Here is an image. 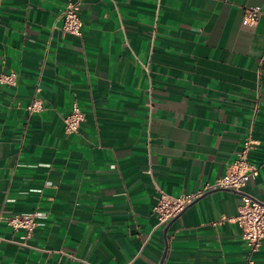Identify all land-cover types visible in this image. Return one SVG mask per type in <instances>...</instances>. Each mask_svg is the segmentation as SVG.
I'll use <instances>...</instances> for the list:
<instances>
[{
    "label": "crops",
    "instance_id": "crops-1",
    "mask_svg": "<svg viewBox=\"0 0 264 264\" xmlns=\"http://www.w3.org/2000/svg\"><path fill=\"white\" fill-rule=\"evenodd\" d=\"M69 1H0V76L18 80L0 84V264H264L240 194L205 189L251 136L244 190L264 203V0H81V36ZM162 191L203 194L159 225ZM34 211L28 239L3 220Z\"/></svg>",
    "mask_w": 264,
    "mask_h": 264
},
{
    "label": "built area",
    "instance_id": "built-area-1",
    "mask_svg": "<svg viewBox=\"0 0 264 264\" xmlns=\"http://www.w3.org/2000/svg\"><path fill=\"white\" fill-rule=\"evenodd\" d=\"M1 1V0H0ZM81 0H70L62 13L63 30L67 34L81 36L83 34V21L80 18ZM260 18V9H249L244 16V24L255 25ZM18 83L17 73L14 71L3 73L0 76V84L16 86ZM37 92L41 91L38 85ZM44 108V101L40 96H35L27 105L30 113L40 112ZM85 113L77 102H74L71 111L64 117L65 129L68 133H76ZM258 142L251 136L245 138L241 152L235 160L229 164L225 173L218 177L213 184H208L205 189L220 188L233 190L240 194L241 204L237 215L233 220L243 231V238L248 244L250 253L258 251L264 240V203L251 196L244 189L248 182L256 178L260 173V167L254 164L250 157ZM203 191L186 193L173 197L166 192H161L154 206L159 225L168 224L178 217L195 199L200 197ZM43 216L38 212L18 213L4 216V222L14 231H23L22 238L32 236L35 228L42 224ZM252 264L253 261H250Z\"/></svg>",
    "mask_w": 264,
    "mask_h": 264
}]
</instances>
